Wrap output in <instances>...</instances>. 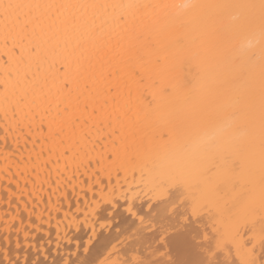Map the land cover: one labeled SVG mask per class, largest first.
<instances>
[{"label": "bare ground", "instance_id": "6f19581e", "mask_svg": "<svg viewBox=\"0 0 264 264\" xmlns=\"http://www.w3.org/2000/svg\"><path fill=\"white\" fill-rule=\"evenodd\" d=\"M192 2L229 0H2L4 5L169 7H25L7 13L0 8V264L19 259L21 264H81L85 259L131 264L134 257L154 258L135 231L138 219L127 211L129 204L133 211L146 209L153 198L154 161L135 171L112 161L149 140L176 145V128L191 109L218 103L210 90L211 73L228 77L237 70L210 69L204 55L212 29L226 27L229 13L205 10L186 22L189 13L181 5ZM120 16L127 24L117 27L112 18ZM244 40L237 37L236 46ZM145 41L152 46L145 48ZM66 73L76 80L70 95L62 87ZM228 119L220 110L180 140L181 155L186 150L199 156L202 144L212 149L210 174L222 187L202 209V224L218 234L226 231L227 217L217 223L215 201L233 215L241 213L242 202L239 180L235 188L224 183L225 174L238 176L244 163L243 154L234 150L238 141ZM167 162L164 156L155 161ZM185 195L191 199L201 192ZM126 228L134 231L133 240L124 241ZM82 238L88 253L78 249ZM253 248L255 258L264 259L259 225L253 230L241 219L215 258L238 264L241 254Z\"/></svg>", "mask_w": 264, "mask_h": 264}, {"label": "snow or ice", "instance_id": "6c2138e0", "mask_svg": "<svg viewBox=\"0 0 264 264\" xmlns=\"http://www.w3.org/2000/svg\"><path fill=\"white\" fill-rule=\"evenodd\" d=\"M60 8V9H99L109 7L127 9L160 8L168 5L134 4H98V3H65V4H12L4 5L0 0V8L5 13L9 9L18 8ZM189 13L186 22L194 21L203 11L213 13H229V24L226 27H215L211 31L212 40L204 49V55L209 62V68L227 66L237 69L228 77H221L215 71L210 75V90L217 97L215 107H193L188 118L181 122L175 135L176 145L169 142L141 145L135 151L127 149L121 155L117 153L113 164L119 163L121 168L136 170L138 166L147 167L149 160H153L150 170L151 184L154 196L149 200L147 208L133 211L129 204L127 211L139 221L135 230L140 233L141 242L147 241L154 258L142 260L133 258L131 264H222L216 259L218 252L223 250L230 235L243 219L253 230L259 225V235L264 246V0H229L226 3L192 2L181 5ZM64 21L67 30L69 20ZM113 23L119 27L127 24L124 16L113 17ZM245 40L238 47L237 37ZM139 39V37H137ZM196 44V38H193ZM151 42L145 41L144 47L150 48ZM199 47V45H197ZM131 50V49H130ZM62 87L70 95L76 80L67 73ZM107 103V100H105ZM226 110L228 113V127L233 138L238 143L234 150L242 153L244 163L238 176L226 173L224 183L235 180L241 184V213L233 215L226 205L215 201L218 213L217 223H224L227 217L226 231L218 234L219 230L202 224V209L206 203H213L214 194L220 191L222 183L212 173V149L202 144V153L192 156L186 150L181 152L180 140L191 135L192 131L202 121L214 119L217 112ZM161 156L167 157L166 164H156ZM111 159V157H109ZM203 186V188H202ZM193 190L200 191L201 196L189 199L185 193ZM154 200V202H153ZM183 209V211H181ZM111 215V213H109ZM146 230V233L144 232ZM93 235L95 229L92 230ZM92 237H89L91 242ZM84 244V251L90 249ZM253 249L245 250L238 264H264V259H256ZM81 264H90L85 259ZM232 264H237L233 261Z\"/></svg>", "mask_w": 264, "mask_h": 264}, {"label": "rangeland", "instance_id": "374dc122", "mask_svg": "<svg viewBox=\"0 0 264 264\" xmlns=\"http://www.w3.org/2000/svg\"><path fill=\"white\" fill-rule=\"evenodd\" d=\"M35 220V219H34ZM42 224V223H41ZM40 224V225H41ZM14 225H16L17 226V222H14ZM42 226H43V224H42ZM104 229V228H103ZM133 233H134V231L132 230V229H129V228H126V229H124V231H123V239H124V241H130V240H133V238L135 237L134 235H133ZM82 243L83 244H85L86 243V240L85 239H81L80 240V246L78 247V249L81 247V249H79V251L80 252H83L84 251V245H82ZM2 245H3V243H2ZM5 245V244H4ZM3 245V246H4ZM83 247H82V246ZM149 249V248H148ZM150 250V249H149ZM220 253V251L218 252V254ZM217 254V255H218ZM21 259H19V261L17 260V262H16V264H21L22 262L20 261ZM97 262H93L92 264H96Z\"/></svg>", "mask_w": 264, "mask_h": 264}]
</instances>
